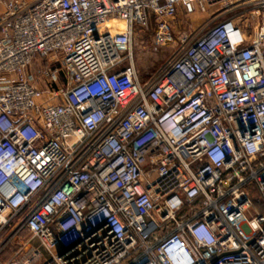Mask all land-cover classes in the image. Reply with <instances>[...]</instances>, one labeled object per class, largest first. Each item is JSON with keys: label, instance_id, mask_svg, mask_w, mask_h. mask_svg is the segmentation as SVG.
I'll return each mask as SVG.
<instances>
[{"label": "built area", "instance_id": "1", "mask_svg": "<svg viewBox=\"0 0 264 264\" xmlns=\"http://www.w3.org/2000/svg\"><path fill=\"white\" fill-rule=\"evenodd\" d=\"M214 5L142 82L139 31ZM254 203L264 0H0V230L37 241L1 264H264Z\"/></svg>", "mask_w": 264, "mask_h": 264}, {"label": "rangeland", "instance_id": "2", "mask_svg": "<svg viewBox=\"0 0 264 264\" xmlns=\"http://www.w3.org/2000/svg\"><path fill=\"white\" fill-rule=\"evenodd\" d=\"M32 2L34 0H25ZM226 8L214 5L206 12H195L192 14L182 13L172 21V31L174 41L164 46H159L154 42L153 27L140 30L133 43V60L142 82L155 77L160 67L181 47L180 40L184 37L191 39L198 36L203 29L212 23L232 18L234 12H226ZM258 198L256 192L251 190L253 202ZM255 204V203H254ZM255 210L264 212L263 207L254 206ZM36 239L25 229L16 228L14 223L5 226L0 230V264L7 260H13L23 255L31 246H35ZM36 264H41L39 261Z\"/></svg>", "mask_w": 264, "mask_h": 264}]
</instances>
